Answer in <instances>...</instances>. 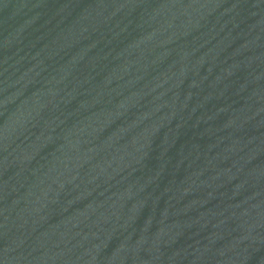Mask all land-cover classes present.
Listing matches in <instances>:
<instances>
[{"label":"water","instance_id":"obj_1","mask_svg":"<svg viewBox=\"0 0 264 264\" xmlns=\"http://www.w3.org/2000/svg\"><path fill=\"white\" fill-rule=\"evenodd\" d=\"M0 264H264V0H0Z\"/></svg>","mask_w":264,"mask_h":264}]
</instances>
